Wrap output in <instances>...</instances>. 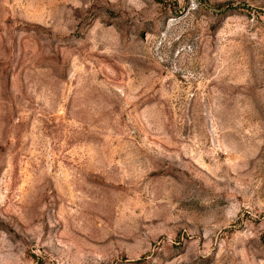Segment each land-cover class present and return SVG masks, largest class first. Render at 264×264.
Returning <instances> with one entry per match:
<instances>
[{
  "label": "rangeland",
  "instance_id": "rangeland-1",
  "mask_svg": "<svg viewBox=\"0 0 264 264\" xmlns=\"http://www.w3.org/2000/svg\"><path fill=\"white\" fill-rule=\"evenodd\" d=\"M0 264H264V0H0Z\"/></svg>",
  "mask_w": 264,
  "mask_h": 264
}]
</instances>
